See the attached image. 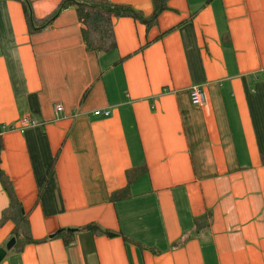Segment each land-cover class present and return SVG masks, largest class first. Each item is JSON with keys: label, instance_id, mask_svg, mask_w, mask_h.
Returning <instances> with one entry per match:
<instances>
[{"label": "crops", "instance_id": "1", "mask_svg": "<svg viewBox=\"0 0 264 264\" xmlns=\"http://www.w3.org/2000/svg\"><path fill=\"white\" fill-rule=\"evenodd\" d=\"M30 2L42 19L59 0ZM166 5L148 29L112 18L113 46L94 52L72 8L28 33L0 0V125L42 122L0 135L32 239L5 221L0 264H264V0Z\"/></svg>", "mask_w": 264, "mask_h": 264}, {"label": "trees", "instance_id": "2", "mask_svg": "<svg viewBox=\"0 0 264 264\" xmlns=\"http://www.w3.org/2000/svg\"><path fill=\"white\" fill-rule=\"evenodd\" d=\"M20 3L23 18L28 33L42 30L54 20L60 11L72 8L77 20L81 24L80 35L84 47L88 51H104L112 47L111 19L116 17H130L145 25L146 29L156 23L158 14L167 9V0H150L151 11L144 15L141 11L122 3H115L108 0H59L56 7L44 18L36 19L31 10L30 0H16ZM0 184L4 190L8 204L0 213V226L5 221H11L13 228L11 235L23 242H30L26 215L20 203L14 196L12 187L7 177L0 170ZM122 192L113 193V197L122 196ZM84 228L92 232H99L106 236H113L114 233L101 229L96 224H86Z\"/></svg>", "mask_w": 264, "mask_h": 264}, {"label": "built area", "instance_id": "3", "mask_svg": "<svg viewBox=\"0 0 264 264\" xmlns=\"http://www.w3.org/2000/svg\"><path fill=\"white\" fill-rule=\"evenodd\" d=\"M203 99H204V94L202 89L197 86V85H192L189 90H188V100L190 102V104L192 105H200L203 103ZM53 111L54 113H60L62 111V107L59 104H54L53 105ZM94 115H107L108 114V110H95L93 111ZM38 125H42V122H37L35 120L30 119L27 116H21L18 119L17 125L13 126V125H0V135L5 131V130H9V129H19L22 130L25 127H32V126H38Z\"/></svg>", "mask_w": 264, "mask_h": 264}, {"label": "water", "instance_id": "4", "mask_svg": "<svg viewBox=\"0 0 264 264\" xmlns=\"http://www.w3.org/2000/svg\"><path fill=\"white\" fill-rule=\"evenodd\" d=\"M13 243H14V238L10 237L4 244V248H0V259L4 256L5 251L11 248Z\"/></svg>", "mask_w": 264, "mask_h": 264}, {"label": "rangeland", "instance_id": "5", "mask_svg": "<svg viewBox=\"0 0 264 264\" xmlns=\"http://www.w3.org/2000/svg\"><path fill=\"white\" fill-rule=\"evenodd\" d=\"M26 128H28V127H25V128H23L22 130H19V129H18V131H19V132H22V131L25 130Z\"/></svg>", "mask_w": 264, "mask_h": 264}]
</instances>
